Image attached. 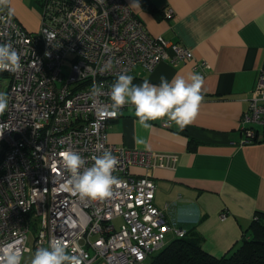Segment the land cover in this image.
<instances>
[{
    "label": "built area",
    "instance_id": "obj_1",
    "mask_svg": "<svg viewBox=\"0 0 264 264\" xmlns=\"http://www.w3.org/2000/svg\"><path fill=\"white\" fill-rule=\"evenodd\" d=\"M41 1L36 33L0 6V46L15 49L21 65L0 71V93L8 98L0 113V249L13 246L22 264L25 253L59 239L81 264H149L169 234L181 238L189 230L171 224L155 205L150 172H130L132 166L152 171L165 156L108 141L111 122L128 106L114 108L112 85L138 66L153 71L162 61L178 66L194 55L151 35L124 0ZM166 15L171 18L173 10ZM206 68V61L194 66L197 72ZM249 101L242 145L259 140L257 127L264 141V70ZM65 151L85 159L81 172L94 165L93 157L111 152L117 160L113 195L82 199L61 189L72 175L63 166Z\"/></svg>",
    "mask_w": 264,
    "mask_h": 264
},
{
    "label": "crops",
    "instance_id": "obj_2",
    "mask_svg": "<svg viewBox=\"0 0 264 264\" xmlns=\"http://www.w3.org/2000/svg\"><path fill=\"white\" fill-rule=\"evenodd\" d=\"M124 1L151 35L185 46L194 55L193 61L178 66L162 61L153 71L138 66L132 83L159 85L162 76L169 82H191L193 75L203 74L202 100L190 122L174 129L168 124L176 122L167 117L151 120V127L144 128L135 105L128 103L111 122L108 141L165 156L152 171L132 166L130 172H150L157 185L155 205L169 222L197 231L203 248L222 257L241 245L257 213H264L262 128L257 127L258 141L242 145L243 116L264 70V0ZM33 4L8 0L7 6L28 32L36 33L42 10ZM170 9L173 15L168 18ZM203 61L209 68L195 71Z\"/></svg>",
    "mask_w": 264,
    "mask_h": 264
},
{
    "label": "clouds",
    "instance_id": "obj_3",
    "mask_svg": "<svg viewBox=\"0 0 264 264\" xmlns=\"http://www.w3.org/2000/svg\"><path fill=\"white\" fill-rule=\"evenodd\" d=\"M8 0H0V6H6ZM9 14L12 9L9 7ZM20 56L9 45L0 46V71H16L20 68ZM134 77L120 74L112 85L111 99L114 108H119L126 103L135 105L138 122L144 128H150L151 120L167 117L183 127L196 115L198 105L202 100L200 94L202 79L197 75L191 77V82L184 78H174L171 82L166 77H161L159 85L144 81L142 84H133ZM94 92L99 88L94 85ZM8 107V98L0 93V113ZM2 127V126H0ZM2 136V135H0ZM147 148L148 145L144 141ZM63 166L72 175L66 183L60 185L61 189L71 191L80 198L93 200L111 197L113 186L117 178L112 174L116 158L111 152H104L99 157H93L95 163L87 171L80 169L85 165V159L76 152L65 151L62 153ZM0 252L3 254V264H21V254L13 246L8 245ZM32 264H81V258L68 254V246L62 240H55L49 247L37 249L32 259Z\"/></svg>",
    "mask_w": 264,
    "mask_h": 264
},
{
    "label": "trees",
    "instance_id": "obj_4",
    "mask_svg": "<svg viewBox=\"0 0 264 264\" xmlns=\"http://www.w3.org/2000/svg\"><path fill=\"white\" fill-rule=\"evenodd\" d=\"M256 218L241 245L222 257L208 253L201 235L191 229L156 252L149 264H264V213L258 212Z\"/></svg>",
    "mask_w": 264,
    "mask_h": 264
},
{
    "label": "rangeland",
    "instance_id": "obj_5",
    "mask_svg": "<svg viewBox=\"0 0 264 264\" xmlns=\"http://www.w3.org/2000/svg\"><path fill=\"white\" fill-rule=\"evenodd\" d=\"M34 1V6L36 7V8H39V9H41V7H42V1L41 0H33ZM4 86H5V83H4ZM121 223H122V221L121 220H116V226L119 228L120 227V225H121ZM170 238H173V240L174 239H176L177 237H175V235H173V237L172 236H169V239ZM171 241L170 240H168V243H170ZM167 243V244H168ZM166 244V245H167ZM34 255H35V250H33V251H31V252H28V253H25V255H24V257H23V262H22V264H32V259H33V257H34Z\"/></svg>",
    "mask_w": 264,
    "mask_h": 264
}]
</instances>
